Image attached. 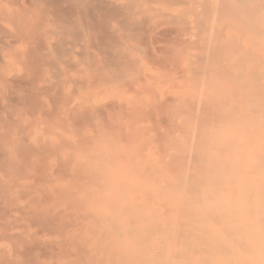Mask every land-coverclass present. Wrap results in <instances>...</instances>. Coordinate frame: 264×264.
Segmentation results:
<instances>
[{
	"label": "bare ground",
	"instance_id": "6f19581e",
	"mask_svg": "<svg viewBox=\"0 0 264 264\" xmlns=\"http://www.w3.org/2000/svg\"><path fill=\"white\" fill-rule=\"evenodd\" d=\"M38 1L39 2H36L34 0L36 4H40L41 0ZM143 1H145L146 3L150 0H130V2L132 3V5L130 6H135L133 8L136 9L137 5L141 6L142 4H144ZM181 1L184 2V0ZM190 1L195 3L197 0ZM208 1L209 0H207V2ZM151 2H153V0L149 3ZM175 2L177 1L175 0ZM223 2L222 4L218 2L219 4H221V7H219L220 5L216 7V5L214 4L216 11L214 12L212 10L214 14L212 15L214 16V18H211L212 20L209 19L210 11H208L209 9H207L209 6H205L206 4L204 3V5H202L200 4L201 2L197 3L200 4L201 9H204L196 10H205V12H202V14H198L199 17L202 16V19L196 18L198 16L197 13L193 17V19H195L196 21L197 19L199 21L202 20L204 22L203 18L209 15L207 16L209 18L206 17L207 20L205 21H214L213 25L215 22L217 24L224 22L223 28L227 27L226 24H228V22L224 21V19H227L229 21H232L233 24L231 25L230 22L229 25H231L232 28L234 27L233 29H235V26H233V21H237L236 24H240L239 17L236 20V13H233V9L229 11L230 9L228 10ZM74 3L79 5L80 7L78 13L81 14L83 11V15L87 17L91 15V10L93 9V7H91V4L88 3V0H75ZM183 4H186V2H184ZM228 4L232 8H238L240 6L241 9L244 10L245 20L242 23L243 25H241V27L236 24L235 25L237 26L238 30L240 29L242 31H245L244 39L245 41H247V45H245V51L242 52V47H240L242 43H238V45H236V42H234V38L232 37V42L231 39L227 37L229 39L227 40L226 38V40H224V43L220 38H218L217 35L215 36V34L212 33V30L211 34L213 39L207 36L209 38L208 39L205 34H210V30L207 29L209 27L205 28L206 30H204L203 26L205 24L202 25L199 21L198 24H196L197 22L195 21L197 27L195 25L194 29L197 28V30H194L195 32L192 34L194 36H198V34H200L198 38L202 39H199V41L203 40L202 42L205 41V43L208 39L209 42L207 46H209L210 43H213L212 45H210L211 47L209 46V49L212 53L210 52V50H208L211 53V56H213L210 59L211 56L209 55L210 53H208L206 55L207 57H205L204 54L201 53V51L200 53L202 55L200 53H197V56L201 55V58L199 57V59L195 56V54L189 53L190 55L193 54L191 57L197 58V63H199V65L197 64L198 68L196 67V69H194L195 73L192 72V74L190 72V68L192 67L190 66H192L194 63L196 64V62H194L196 60H192V58H190V60L188 59V62L186 63L187 66L190 67L186 68L188 70L180 67L181 64L185 65L181 61L186 56L184 55L182 58L183 53H185L184 50V52L180 54L181 57H178L179 54L176 53L177 49L175 52H173L174 54L166 53L167 55H169V58H166L167 56H165V54V60L163 56V60L165 63L162 59L160 60L161 55L159 56L160 58H158V54L160 53L159 52L158 54H156L157 57L155 58V60H158L157 63H159V61L162 62H160L159 65L160 69L164 67L161 72H164L165 67L169 65H171L169 66L171 70L175 71V74H170V68L167 67V70L165 69V72L170 74V79L169 77L164 76H159V78L156 79L151 75H148L146 71L141 67L142 61L139 60V58H128V60H126L127 58H123L124 60L120 59L123 56H126L125 52L124 55H121L120 57V48H118L119 53H117L120 58L118 57L119 59H117V61L113 60V62H111L112 60L107 61L104 58L103 62L101 61L103 59L97 57L98 55H96L92 50L93 47L85 40L77 43L70 41L66 46L65 43L63 45L64 39H60L62 41H58L57 39L55 41H58L59 44H55L54 42L50 45L48 44V39L46 40L45 35V42H43V38H40L42 39V41L39 40L40 43L38 42L37 38L35 39L37 40L36 42L38 44L42 45L43 43V45H45L43 46L44 48H39L41 45H38L31 39L28 34L26 35V33H24L26 36L24 38L27 39V37H29L32 41V47L34 45L35 49L37 48L36 51L39 50L37 52L39 54L37 55V58L36 53L32 51L34 47H31V50L30 48H28V46H30L31 44L28 43V41L30 42V39L26 40L23 38L28 43L27 47L25 48L26 52L28 48V52L32 51L34 53L33 58L35 56L36 59H38L36 61L38 63H41L39 65H36V68L40 66H44L46 68L48 66H51L50 71L48 70L49 72H51V70L53 72V69L57 70L55 74L53 72L55 78L54 75L50 76L53 79H56L57 74L58 76L60 75L61 69L62 76H59V80L62 78L64 79V77L66 76L64 74L69 73L66 69V73L63 72V65L67 64L70 65L68 67L72 68V70L69 68L71 73L66 76V80H62L63 84H65L64 87H66V84L69 85L67 86V88H70L69 91L67 88H65L68 92H66V90L64 91V89L62 88V83H58V77L56 79L58 80L56 81L57 83H53L51 82V79H48L47 83L50 82V84L48 85L46 83L47 85L45 84V86H48L49 88L44 87L43 83L46 81V79L44 80L42 78L45 75L43 71L46 72V70L42 67H40V69H43L42 71L39 70V68L33 70L34 67H32V61L31 63L29 62L30 59L32 60V52L31 54H29L31 58H28L27 54L26 59L29 60L25 61L31 64L30 67L32 68H29V66L28 68L32 69V71L39 70L38 74L36 73L37 75L33 74V77H36L34 79H29L31 78V76H29V78L25 77V75L28 76V74L31 73L30 70L26 71V69H28L26 67V63V65L24 64L26 67L24 69L25 73L23 71V74H17H19V76L23 75L26 78L27 82L24 81L25 78H22L21 83H19L20 80H18V85L16 84V86L14 83H17L15 81L20 77H17L16 79L14 77V80L13 77H7L14 81L13 82L11 80L13 82L12 86L15 87V89L16 87H18L21 91L23 88L27 89L29 85V90L32 91V80H35L33 81L34 83L36 81L38 82V79H40L43 86L41 84L39 85L40 87L38 85L37 86L38 88H40V90H42L41 87H44L42 90L43 92L49 89L47 92L52 93L51 90L53 87H55L56 84L57 88H55V90H58L56 91V93L62 94L58 95L57 98H59V96L60 98L61 96H63L61 98L62 100L59 98V100L63 102L60 101L59 103L65 104L67 106V108H65L63 112L62 110L64 109L65 105H61L63 107H59L60 104L57 103V107L53 103L47 102V98H49L50 95H53V93H49V96L47 95L48 93H43L45 96H47V98L44 97V99H46L44 101L49 106H46L47 112L46 109H43V107L45 108V105L42 107V105L45 104L40 99V97L43 98L42 94L40 93V95L36 96V100H33V92L30 93L28 89L27 91H24L23 89V92L20 93H26L25 96L32 94V96L29 95V97H31V102L29 101V97L28 99H25L24 97L23 99H20V105L21 103L26 105L25 100H27V104L29 102V106L30 103L34 102L33 105L31 104V108H28L29 111L24 110L21 107L22 105L20 106L18 103V106L14 104L13 100H15L16 98L11 99L10 95L8 98L10 99L8 105L12 100L13 104H11L14 106L16 105L18 108L17 109L13 106V109H15L14 111L20 110V112L17 111L12 113V105H9L11 107L10 112L13 114V116H11L10 112L7 114L10 108L8 107V109L5 105V103L7 104L8 99H6L5 102L2 101V104L0 101L1 111H4L5 108L8 109L7 112L6 110L4 112L2 111L4 113L3 116H5V114L6 116L10 115V117L18 116L15 119V122L11 118L10 121L9 117H0L2 120L6 119L7 122H3L6 123L4 125L8 126L6 130V126H3V122L1 123L2 120L0 121V126L1 128L4 127L3 131H5L4 133H0L6 135V132L8 131L6 136L0 134L2 138H4L0 139V145L4 144L2 146L3 148L1 149V151L3 150L2 152L4 154H0V161L6 158V161L3 160L2 162H10L11 164V162H14L18 159V161H15L14 163L16 165H20V163L28 161L26 160L27 155H25V152H29L28 157H31V162L37 168V174L39 175L37 176V178L33 175V178H31L30 180L37 179L38 181L36 180L34 182L35 184L37 183L34 188L39 185L38 191L45 195L43 197V201H40L39 199L42 197H38L36 195V199L35 197H33L35 200L33 198H31V200L33 199L32 202H38L39 204L41 202V205L43 203L45 204V206L48 204L49 206H51L48 207L50 208L49 211L47 210V208L45 209L49 212V214H47L45 218H43L42 215V220H40L41 218H36V221H33L36 222L35 225L37 228H39V230L36 229V227L31 228L33 232L34 229L39 231V233L38 231H35L36 233L33 234H35V238L37 236L39 237L38 239H40L39 245L36 248V250L38 251V256L34 258L36 259L35 263L264 264V0H228ZM177 5H180V1ZM201 5L205 7H202ZM222 5H224V7ZM218 7L220 9L222 7L225 8L227 12H224H226L227 15L226 13H224V15L221 16L220 14L223 13V9H221L220 12H217ZM189 9L191 15L193 16L194 12L192 10L194 9ZM206 11H208V14L206 13ZM78 13L76 14L79 16ZM142 13H144V11H142ZM183 13H185V11ZM190 13L188 12L185 14L189 15ZM161 14L164 16V13ZM53 15L57 19L55 21H58L57 25L66 29V32L68 34L75 35L81 34L83 32L82 23L71 24V21L68 19L69 17L71 18L72 16H75L74 11L68 12L67 10L60 9V11L54 12ZM147 15H149V13ZM154 16L155 14L152 17ZM223 16H229V19ZM241 16L243 15L241 14ZM186 17L187 16H185L184 19H181L187 20L188 17ZM175 18H177V16ZM219 18L223 19L217 20ZM231 18L235 19L232 20ZM168 19H171L170 16ZM178 20L177 22H179ZM182 20L181 23L183 22ZM131 24L132 21L130 23V27L135 26L134 24L131 26ZM201 25L203 30L200 29ZM36 26H34L35 28L32 27L31 33H33V31L36 29ZM177 27L180 26L177 25ZM185 27L186 30H183L187 33L188 27ZM192 27L193 26L191 25V29L189 28L188 30L192 31ZM41 28L42 25L41 27L37 26V29L34 32L37 33L36 31ZM237 28L235 30H237ZM24 29L22 31H24ZM29 29L27 28V33ZM55 30L56 29H54V33L56 32ZM130 30L133 31L132 28ZM196 32L198 34H196ZM47 33H51L49 36L53 34L51 29L48 30ZM58 33L59 31L55 34ZM180 33L183 34L182 32ZM189 33L190 32H188V34ZM40 34L42 36V32L38 31V37ZM218 34L222 35L223 33L220 32ZM33 36L37 35L33 34ZM194 36L192 38H194ZM13 37L14 35H12L13 40H11L15 42L12 43V41L10 40L8 44H10L11 42L10 45L14 44L15 46L17 44V40H15ZM182 37L183 36H181V38ZM7 38H5L4 40H7ZM9 38H11V35ZM195 38L198 39L197 37ZM217 39L219 42L217 41ZM241 39H243V37ZM20 40L22 41V39ZM24 40L23 42H21L23 43V46L26 42ZM186 40H188V38ZM186 40L182 41V39H180V41L184 42V44L188 43L187 46H189L190 44V49H192V45L195 46L193 47V49H197L196 47L199 46L203 47V51H207L206 49H208L206 45L205 46L207 48L205 47V50L204 45L201 46L199 45V43L197 45L196 41L198 40L193 41L194 39H191V41L196 42V44H191L193 42H191L190 39L188 41ZM228 41L234 44L228 45ZM4 43L7 42L4 41L3 44ZM216 44L220 47L216 46ZM225 44L228 46H226ZM7 45L4 44V47H1L0 49L3 50L4 48L3 51H5V47ZM35 45L38 47H36ZM232 45L234 47L235 45L238 47L234 48ZM16 46L13 48L11 47L13 51L16 50ZM139 46L141 47V45ZM214 46L218 49H223L218 51V49H214ZM171 47L172 46H169V49ZM173 47L172 49L175 50V48ZM224 47H226V50H224ZM125 48H128V46ZM177 48L179 49V47ZM6 49L9 50L10 48L7 47ZM44 49L47 50V53L45 54L47 58L45 59V55H42V58L41 53H45L46 51H40ZM163 50L165 49L163 48ZM180 50L182 51V49ZM180 50H178V53L181 52ZM215 50H217L218 52H216ZM13 51L11 53L7 51L5 52V54L0 52V61L5 56H8L6 55V53L11 55L13 59L14 57H16L15 59L17 60L19 55L14 57L13 55H15L16 53L18 54L20 51H15V54ZM236 51H238V55L237 53L235 54ZM26 52L23 53L25 54ZM213 52H215V55ZM23 53H21L22 56L26 57V54L23 55ZM146 53L143 56H145ZM186 53L188 56V52ZM202 56L204 57V60ZM76 57L78 58V60H76ZM177 57L181 58V63L177 61ZM39 58H42V61L46 63L49 59L48 64L46 65V63H43L41 60H39ZM170 58H173V60ZM187 58L188 57H186V60ZM15 59L14 63H17L15 62ZM145 59L149 66L150 60L151 62H155L153 61L154 56L151 59H147V57H144V61ZM167 60L169 61L167 62ZM7 61L8 62L2 60L0 63H2L3 66V62H5L6 70L9 71V69H11L13 65L15 66V64H12V62L10 63L9 60ZM189 61H191L190 65H188ZM169 62L170 64H168ZM7 63L9 65L12 64L10 65L11 68L8 69L9 66L7 67ZM163 64L167 65L165 66ZM178 64L180 66H178ZM154 65L157 64L151 63L150 67H154ZM175 65L179 68H175ZM159 66L157 65L156 67L157 71H160ZM3 68L2 70H4ZM21 68H24V66ZM180 68H182V70L185 69V71L183 70L184 75L181 74V77H179L180 74H177V71L178 73L180 71L181 73H183ZM12 69L11 71H13ZM136 69L139 71V73L137 71H134ZM15 70L17 69L15 68ZM199 71H201V73H199ZM133 72L136 73V76H134L135 73L133 74ZM196 72H198L199 74H196ZM32 73L29 75H32ZM40 73H42L43 75H41ZM17 74L15 75L17 76ZM39 74L42 78L40 76L38 77ZM137 74H140V77ZM176 74L178 77L176 76ZM15 75L12 74V76ZM28 79L30 80L29 82ZM154 79L156 82L154 81ZM7 81L9 82V80ZM22 81L25 82L24 84H30H26L25 86L27 87H23L24 84H22ZM153 81L155 83H153ZM10 83L11 82H9V84ZM20 84H22V89L20 87ZM61 84L62 86L59 87ZM37 86L35 84L34 87H32L35 92L37 90ZM12 88L10 87L9 89L11 90H8L12 91ZM59 90L62 92H60ZM20 93L17 92V95L19 94L18 97H22L24 95L23 94L21 96ZM162 95L166 96L165 99L163 98L164 100L162 99ZM55 96L56 95H53V97ZM57 98L55 97L53 99L55 101H58ZM39 100H41V102H39ZM42 102L43 104H41ZM3 103L6 107H2L4 106ZM52 105H54L57 109V111H55L54 113H52V108H50V106L52 107ZM36 106H40V108H33ZM19 107H21L22 110L21 108L19 109ZM49 108L50 110H48ZM58 108L62 109L60 110L62 113L59 112ZM30 109L32 110V112H36L38 109H40L41 111L44 110L46 113L50 111L51 115L49 116H51V118L56 116L55 118L51 119L48 117L49 113L46 114V119L49 118L51 119L50 121H52L50 125L56 128L58 124V127L61 128V131L62 128L63 131L66 130L67 136H59L57 134L59 132L55 134L54 132L48 133L49 129L45 128L47 130L43 129L44 131H42L44 133L42 134L47 137L49 136L48 134L52 133V140L49 141L50 136L48 138V141L44 140V138H42L43 140H40L41 137H39L38 135L37 137H39L40 141L35 140V136L31 134L33 132H30L31 129L30 131L28 130L25 132V129H29L24 128V125H27L28 120H24V116H22L23 114H27L25 112H28L30 114H28V117L31 116L32 114L30 112ZM1 111L0 115L2 114ZM22 111H24V113H22ZM44 111H42L41 113L43 114ZM61 114H63V117H60ZM39 115L40 119H35L36 121L34 120L33 122L41 120V117H43L45 114L42 116L41 114ZM20 117L21 119L23 117V119L21 120L23 122V128H19L21 124V121H19ZM31 118H34L33 115L30 117V119ZM46 119L44 118V120ZM16 120L18 122H16ZM54 120H56L57 122ZM53 121L56 123H54ZM59 122L61 123L60 125ZM7 123H10L9 125L14 127L15 130L21 129V132L17 131L16 136L19 133H25L19 134V136L14 137L13 135L15 134V131L11 128V126L9 127ZM17 123H19V126ZM49 123L50 122L48 121L47 126L49 125ZM43 124L45 125V123ZM54 124L56 126H54ZM35 125L36 129L38 130V128L40 127L38 126L37 128V125L40 124L34 123V127ZM52 126L50 130H53ZM8 128H10L11 131L10 129L8 130ZM27 133L31 136H34L33 139L36 141L34 146L37 144V147L35 146L33 148L32 145H30V143L32 142H30L28 145L30 148L26 146V144H28L29 142L28 139L31 138V136ZM61 133L62 135L65 134L63 132ZM42 134L40 135L44 136ZM11 135L13 136V138ZM23 135L25 136L22 137ZM7 137L12 138L8 139V141L10 140V142L6 140ZM21 137L23 140H21ZM26 137L27 139H25ZM55 137L57 138L55 139ZM12 140L13 142L20 141L19 143H17L18 145L14 142L15 146H19L18 148L14 147V145L11 144ZM24 140H27L26 144V141L24 142ZM8 144L11 146V150L13 149L12 151H9L7 149L9 148ZM5 147L6 152H9H5ZM2 162H0L1 166ZM26 163L28 162H25L24 164ZM16 165L12 164V167H10V171L8 170L9 172L7 170L5 171L4 166L6 165L2 166L0 168V171L4 170V174L2 175H8L11 172L10 174H12V176L9 174L10 178L16 176L19 177V175L13 176V173H23L20 169L19 170L21 172H18L19 170H15L13 168ZM18 167L19 166H17V168ZM11 168H13L12 171ZM28 169H30L29 163L25 171V173L27 172V176L29 179L30 172L28 173ZM30 170L31 172L35 171V169L33 171L32 169ZM34 174H36V171L34 172ZM20 176H22V178L26 177H23V174ZM1 182L3 183L4 181L2 180ZM12 182L13 181L11 180V183ZM6 183L7 185H5L7 187L3 185L5 188L4 190H2L3 187H0V194L2 197V199H0L1 205L3 204L2 202L4 201V199H6L2 195V191L3 193H8H6L8 196V200L11 197V193L9 195L8 192V187H11V183L8 181H6ZM8 183H10L9 186ZM13 184H17V182H13ZM18 184L16 186H12L17 187ZM34 190L31 189V192ZM11 191L12 190H10V192ZM38 191H36V193ZM26 192H21V194H26ZM40 192H38V194ZM41 193L39 194L40 196ZM16 196L19 197L18 195ZM29 196L27 193L25 198ZM21 198L22 197L20 196L19 201H23L24 198H22V200ZM45 198L49 203L45 201ZM10 199H12L9 202L11 205L7 202H4L5 207H1V210L4 211L5 208H8L11 212L12 210L18 211L19 208L21 209L22 206H18L19 201L17 204L18 209H15L13 207V205L16 204L13 200L14 196ZM26 203L27 201L25 202V204ZM8 206H12L14 209ZM32 206L33 205L31 204L30 207ZM34 209L36 211V208ZM47 211L45 213H48ZM1 212L2 211H0V214ZM4 212H6V210ZM10 212H6L5 214L9 213L11 215L12 212ZM29 212L32 213V210ZM16 213L19 212H13V214L15 215H11V217L13 218L12 223L8 222L9 219L11 220L12 218H10V215H7L6 220L2 221V225L0 224V241L3 240V242H8V245L5 246L0 244V253L3 254V252L8 253L11 251L10 254L15 255L14 259L19 260L21 257H24L23 255H25L23 259L26 258L27 260V252L31 251L28 255V261L31 262L33 260H31L30 257L33 256L32 253H34L35 251L34 248H32L34 247L32 244L31 249L33 250H29L30 248L28 249L29 243L27 247H23L24 251L22 250L23 248L21 249V247L23 246H21V243L19 245L21 251H19V248H15V246L17 245L16 243L18 241L20 242V239L24 238L25 235L21 233L25 229L22 231L21 228L23 226L24 228L26 227L24 224H20V229L14 228L17 227V223L14 222L18 221H14L16 220ZM34 213L35 212H33V216ZM2 214L3 218L1 219H4L5 214ZM20 214H23L22 211H20ZM20 214L18 215L20 216ZM25 214L24 217L26 218ZM35 217L38 216L35 215ZM21 218H19V220H21ZM25 218L21 220L22 223L26 222ZM6 221L8 222V224L6 223L7 226H12V224H14V227L12 226L14 230L12 229V227H10L11 229L9 228V226L5 227ZM18 222L20 223V221ZM27 223L28 225L32 224H30L29 222ZM6 228L7 231L8 229L10 231H21H15L14 234H11L12 231L10 233L8 231L7 233ZM29 229L30 228L28 227L27 231L31 232L32 230ZM16 232L18 234H15ZM37 233L41 237L36 235ZM32 237L33 241V239L35 238L34 236ZM29 238L31 239V236H28V240ZM21 241H23L22 244H24V239H21ZM12 245L14 246L15 253H13V250H11ZM7 257L8 254L3 258L7 259ZM1 260L2 259L0 258V264ZM9 260L12 263V260Z\"/></svg>",
	"mask_w": 264,
	"mask_h": 264
},
{
	"label": "rangeland",
	"instance_id": "374dc122",
	"mask_svg": "<svg viewBox=\"0 0 264 264\" xmlns=\"http://www.w3.org/2000/svg\"><path fill=\"white\" fill-rule=\"evenodd\" d=\"M36 2H39L38 0H35ZM74 1L75 0H41V2H40V4L39 3H37L36 4V2H34V0H0V41L2 40H4L5 38H7V40H4L5 42H7V43H4L5 45H7L8 43H9V41L12 39V35H14V39L15 40H17V46H16V50H14L13 51V47H15L14 46V44H12V45H10L11 44V42H10V44H8L6 47H5V51H3L4 50V48H3V50H1L0 52H2V53H4L5 54V52H9V53H11L12 51L14 52V54L16 53V52H18V51H22L21 53H23V52H26V47H27V45H28V43L30 44V46H28V48H30V50L34 47V45H33V47H32V41H31V39L33 40V41H37V40H35L36 38L38 39V42L40 43V41H42V39H40V38H43V42H45V35H46V40H47V42H48V44H53L54 42H55V44L56 43H58V41L60 40V39H64L63 41V45H64V43L66 44V46L69 44V42L70 41H72V42H75V43H77V42H81V41H86V42H88L93 48H92V50L95 52V54L96 55H98L97 57L98 58H100V59H103V60H101V61H103L104 62V58H105V60H107V61H109V60H112L111 62H113V60H115V61H117V59H119L120 57H121V55L123 56L124 55V53H125V55L126 56H123L122 58H120V59H126V60H128V58H134V59H138L139 58V60H141L142 61V63H141V67L146 71V73L148 74V75H151L153 78H159V76H164V77H169V79H170V74L172 73H174L175 71L173 70H171V68L169 67V66H171V65H169V66H167V67H169L170 69H169V73L170 74H168L167 72H165V69L167 68V67H165V69H164V72H161V70L164 68V67H162L161 69H160V62L161 61H159V63H157L158 62V60L156 59L155 60V58L157 57V55L156 54H158L159 52V54H158V58H160V60L162 59L163 60V56L166 54V53H173V52H175L176 51V49H177V54H182L184 51H185V53H183V55H182V58H183V56L184 55H186L185 57H184V59H182L181 60V58H178V57H181V55L179 56L178 55V62H180L181 63V61H182V63L183 64H185V65H182L181 64V66L178 64V66H180V67H182V68H188L189 66H187V62H188V59L190 60V58H192L191 56L193 55V54H195V56L197 57V58H201V55L202 54H204V56L205 57H207L206 55L208 54V53H210L211 52V50L209 49V46L210 45H212L211 43H210V45L209 46H207L208 45V42H209V38L207 37V36H209L210 38H212L213 39V37H212V34H211V30H212V33H214L215 34V36L217 35L218 36V38H220L223 42H224V40H226V38L227 37H229L230 39H231V42H232V38H234V42H236V45H238V43L239 44H241L242 43V45H240V47H242V52H244L245 51V45H247V41H245V31L243 32L242 30H238V28H237V26L236 25H238L239 27H241V25H243L242 23H243V21L245 20V13H244V10H242L241 9V7L239 6L238 8L236 7V8H232L229 4H228V0H221V2H220V0H218V1H216L215 0V2H214V0H209L208 2H210V3H208L207 2V0L206 1H204V0H197L195 3H193V2H191L190 0H184V2H186V4H183L184 2L183 1H181V0H176L178 3H179V1H180V5H177L178 3L177 2H175V0H153V2H151V3H149L150 1H152V0H148L149 2H146L145 3V1H143L144 2V4H142L141 6L140 5H137L136 6V9L135 8H133V7H135V6H130V5H132V3L130 2V0H88V3H90L91 4V7H93V9L91 10V15H89V17H87V16H85V15H83L84 14V12L82 11V13L80 14V13H78V11H79V9H80V7H79V5H77V4H75L74 3ZM195 1V0H194ZM224 1V2H223ZM142 2V3H143ZM170 2H171V5H170ZM182 2V3H181ZM190 2V3H189ZM201 2V3H200ZM221 3L222 4V2L224 3V5H225V7L226 8H228V10L229 11H231V9H233V13L235 14L236 13V20L238 19V17H239V21H240V24L238 23V24H236L237 23V21H233L234 22V25L233 26H235V29L237 28V30H235V29H233L232 28V21H229V20H225L224 19V21H227L228 22V24H226L227 25V27H224L225 28V30H224V28H223V25H224V22H221L220 24L218 23H214V25H213V22H211V21H205V20H207L206 19V17L207 16H209V15H207L205 18H203L204 19V22L202 23L201 21H199L198 19H197V21L195 20V19H193V17L195 16V14L197 13V15L199 14V13H201L202 14V12H205V10L204 11H198L199 9L200 10H203V9H201V7H200V4H202V5H204V4H206L205 6H209L207 9H209L208 11H210L209 13H210V18L209 17H207V18H209L210 20H212L211 18H214V16H212V15H214L213 14V11L215 12L216 11V8L214 7V4L216 5V7L218 6V5H220L219 7H221V4H219V3ZM43 3V4H42ZM129 5H127V4ZM197 3H200V4H197ZM204 3V4H203ZM127 6H126V5ZM146 4V5H145ZM164 5H166V6H164ZM170 5V6H169ZM201 5V6H202ZM224 5H222L223 7H224ZM140 8H139V7ZM205 6H202V7H205ZM132 7V8H131ZM217 8V12H220V10L221 9H223V13H219L221 16L222 15H224V13H226L227 12V10L225 9V8ZM243 7V6H242ZM142 8V9H141ZM164 8H165V10H164ZM170 8V9H169ZM189 8H191V10L192 9H194V10H192L193 12H194V15L192 16L191 15V13H190V9ZM60 9L61 10H67L68 12H72V11H74L75 12V16H72L71 18L69 17L68 19L71 21V24H80V23H82L83 24V27H82V33L81 34H75V35H72V34H68L66 31V29H64V28H62L61 26L59 27L58 25H57V23H58V21L56 22L55 20H57L56 18H55V16L53 15V13L54 12H57V11H60ZM145 9V10H144ZM149 9V10H148ZM157 9V10H156ZM184 9V10H183ZM196 9H198V10H196ZM225 9V10H224ZM213 10V11H212ZM241 12V14L244 16H241V14H240V12ZM142 11H144V13H142ZM167 11V12H166ZM185 11V13H190L189 15L188 14H185V13H183ZM208 11H206V13L208 12ZM224 11H226V12H224ZM235 11V12H234ZM146 12H148L149 13V15H147L148 13H146ZM160 12V13H159ZM222 12V11H221ZM76 13H78L79 14V16L76 14ZM161 13H164V16L161 14ZM185 15V16H187L186 18H187V20H182L181 18H185V16L183 15V14ZM229 13V12H228ZM155 14V16L154 17H152L153 15ZM170 14V15H169ZM179 14V15H178ZM205 14V13H204ZM208 14V13H207ZM218 14V13H217ZM231 14V13H230ZM229 14V15H230ZM183 15V16H182ZM226 15H227V13H226ZM161 16V17H160ZM169 16H170V18L171 19H168L169 18ZM177 16V18H175ZM215 16H216V14H215ZM156 17V18H155ZM190 17V18H189ZM223 17H227V16H223ZM229 17V16H228ZM227 17V18H228ZM233 17V16H232ZM240 17H242V18H240ZM173 18V19H172ZM196 18H200V19H202V16H200L199 17V15L196 17ZM235 18H231L232 20H234ZM179 19V20H178ZM183 21L182 23H181V20ZM208 19V20H209ZM223 18H219V19H217V20H222ZM229 19V18H228ZM241 19H243V20H241ZM171 20V21H170ZM176 20V21H175ZM177 20L179 21V22H177ZM194 22H193V21ZM38 21V22H37ZM39 21H40V23H39ZM131 21H132V24H131V26L134 24L135 26H132V27H130V23H131ZM197 23H196V22ZM198 21L200 22V24H202V25H204L203 26V28H204V30H206L205 28H207V27H209V28H207L208 30H210V34L208 35V33H207V35L205 34V36L208 38L207 40H206V43H205V41L204 42H202V41H199V39L201 40L202 38H198V36L200 35V34H198L197 32H196V34H198V36H194L192 33H194L196 30H197V28L196 29H194V26L196 25V24H198ZM215 21H216V19H215ZM34 22V23H33ZM37 22V23H36ZM41 22H42V24H41ZM55 22V23H54ZM130 22V23H129ZM177 22V23H176ZM187 22V23H186ZM188 22H190V23H188ZM217 22H219V21H217ZM231 22V23H230ZM36 23V24H35ZM96 23V24H95ZM176 23V24H175ZM186 24V25H184V24ZM196 23V24H195ZM207 23V24H206ZM229 23L231 24V25H229ZM245 23V22H244ZM40 24V25H39ZM182 24V25H181ZM221 24H222V26H221ZM236 24V25H235ZM33 25V26H32ZM40 26L41 27V25H42V28L41 29H39V30H37L36 32L37 33H35L34 31L37 29V26ZM177 25L178 26H180V27H177ZM191 25L193 26L192 27V31L191 30H188L189 28L191 29ZM202 25H201V30H203L202 29ZM208 25H210V26H208ZM217 25V26H216ZM34 26H36V29L33 31V33H31L32 32V27L33 28H35ZM185 26H187L188 28H187V31L188 32H190L189 34H188V32L186 33L184 30H186L185 28ZM179 28V29H181V30H179V29H177V28ZM196 27H197V25H196ZM217 27V28H216ZM223 29H222V28ZM25 28V29H24ZM27 28L29 29V28H31V29H29V31H28V33H27ZM39 28V27H38ZM133 29V31H131L130 29ZM198 28H199V26H198ZM24 29V31H22ZM51 29V31H52V35L51 36H49L51 33H47V31L48 30H50ZM53 29V30H52ZM54 29H56L55 31L56 32H58L59 31V33L58 34H55L54 33ZM175 29V30H174ZM184 29V30H183ZM216 29V30H215ZM221 29V30H220ZM229 29V30H228ZM231 29V30H230ZM179 30V31H178ZM195 30V31H194ZM199 30V29H198ZM218 30H219V32H218ZM38 31H41L42 32V36H41V34L39 35V37H38ZM169 33H168V32ZM171 31V32H170ZM200 31V30H199ZM45 32V33H44ZM166 32V33H165ZM180 32H182L183 34H181ZM207 32V31H206ZM220 32H222L223 34L221 35V34H218V33H220ZM24 33H26V35L28 34L30 37H31V39L29 38V37H27V39H30V42L28 41V43H27V39L26 38H24V37H26L25 36V34ZM40 33V32H39ZM24 34V35H23ZM31 34V35H30ZM33 34L35 35H37V36H33ZM166 34V35H165ZM168 34H169V36H168ZM237 34H238V36H237ZM9 35V36H8ZM10 35H11V38H9L10 37ZM56 35V36H55ZM171 35V36H170ZM180 35V36H179ZM242 35V36H241ZM15 36H16V38H15ZM18 36V37H17ZM181 36H183L182 38H181ZM189 36V37H188ZM194 36V38H192ZM204 36V35H203ZM202 36V37H203ZM214 36V35H213ZM214 36V37H215ZM221 36H224V37H221ZM234 36H236V37H234ZM240 36H241V38L243 37V39H241L240 38ZM5 37V38H4ZM32 37H34V38H32ZM48 37V38H47ZM50 37V38H49ZM169 38V39H167V38ZM195 37H197L198 39H196ZM232 37V38H231ZM239 37V38H238ZM3 38V39H2ZM17 38H19V39H17ZM26 39V40H24V39ZM188 38V40L190 39V41H191V39H194L193 41H196V40H198V41H196L197 42V45H198V43H199V45H204V50L208 47V49H206L207 51H203V47H196L197 49H193V47H195L194 45H192V49H190L191 48V46H190V44H189V46H187V44L188 43H185L184 44V42H181L180 41V39H182V41H184V40H186ZM217 38V37H216ZM216 38H214V39H216ZM229 38H227V40L229 39ZM20 39H22V41L20 40ZM58 39V41H55V40H57ZM172 39H173V41H172ZM196 39V40H195ZM240 39V40H239ZM13 40V39H12ZM11 40V41H12ZM23 40L24 41H26L25 42V47L23 46V43H21V42H23ZM40 40V41H39ZM62 40H60V41H62ZM167 40V41H166ZM170 40V41H169ZM188 40H186V41H188ZM205 40V39H204ZM236 40V41H235ZM1 41V43H0V48L1 47H4V44H3V42ZM67 41V42H66ZM166 41V42H165ZM185 41V42H186ZM193 41H191V42H193ZM217 41H218V39H217ZM13 42H15V41H12V43ZM167 42H170V43H167ZM178 42V43H177ZM180 42V43H179ZM190 42V43H191ZM196 42H193V43H191V44H196ZM202 42V43H201ZM212 42V41H211ZM214 42V41H213ZM219 42V41H218ZM230 41H228L227 42V44L229 45V44H234V43H229ZM37 43V42H36ZM35 43V44H36ZM68 43V44H67ZM126 43V44H125ZM136 43V44H135ZM138 43V44H137ZM164 43V44H163ZM167 43V44H166ZM182 43V44H181ZM204 43V44H203ZM217 43V42H216ZM222 43V42H221ZM220 43V44H221ZM225 43V42H224ZM38 44V43H37ZM59 44V43H58ZM128 44V45H127ZM170 44H172V45H170ZM176 44V45H175ZM38 45H41V44H38ZM131 45V46H130ZM139 45H141V47L139 46ZM164 45V46H163ZM174 46L173 48H175V50L174 49H172V47L169 49V46ZM180 45H183V46H180ZM196 45V46H197ZM207 47H206V46ZM226 45V44H225ZM225 45H223V46H225ZM228 45H226V46H228ZM235 45V47L237 48L238 46H236ZM22 46V47H21ZM36 46V45H35ZM43 46H45V45H43V43H42V45L39 47V48H41V47H43ZM128 46V48H125V47H127ZM135 46V47H134ZM216 46H219V45H217L216 44ZM231 46V45H230ZM233 46V45H232ZM7 47H9L10 49L9 50H7L6 48ZM12 47V48H11ZM32 47V48H31ZM36 47H38V46H36ZM133 47V48H132ZM137 47H139V48H137ZM157 47V48H156ZM177 47H179V49L177 48ZM184 47H185V49H184ZM188 47H189V51H188ZM206 47V48H205ZM211 47V46H210ZM215 47V46H214ZM220 47V46H219ZM222 47V46H221ZM234 47V46H233ZM234 47V48H235ZM27 48V52L24 54L23 53V55H25L26 57H24V56H22V54L19 52L18 54L16 53L15 55H13V57L14 56H17V55H19L18 56V58L19 59H21V60H19L18 58H17V60L15 59L16 57H14V59H15V62H17V63H14V59L12 58V56L11 55H9V54H7L6 53V55H8V56H5L4 54V58L3 59H1V61L2 60H4L5 62H8L7 60H9V62L11 63L12 62V64L14 63L15 64V66L13 65V69L10 67V65H12V64H8L7 65V67H8V69L9 68H11L13 71H11V69H9V71H7L6 70V67H5V62H3L4 63V65L2 66V63H0V101H1V104H2V101L3 102H5V100L6 99H8L9 98V96L11 95V99L13 98V99H15V100H13V103L14 104H16L17 106H18V104L20 105V102H21V98L23 99L24 97H25V99H28V97H29V95H31L32 96V94H29L28 96L26 95L25 96V94L23 95V94H21L20 92H23V87L27 84H24L25 82L24 81H26V78L25 77H27V78H29V76H31V78H29V79H34L36 76H34L33 77V74H38V71L39 70H43L44 68H45V70H46V72L45 71H43L44 72V76H43V78L41 77V75H43L42 73H40L39 75H38V77L40 76L42 79H46V81L43 83L44 84V87H48V86H45V84L48 82V79H51V82H53V83H55L56 81H58L59 80V76H62V73H61V69H60V75L58 76V74H57V77H58V80H56L57 79V77H56V79H53V78H51L50 76H53L54 74H55V72H57V70H55V69H53V72H54V74H53V72H52V70H51V72H49L50 71V67L51 66H48L47 68L46 67H42V66H40V67H42L43 69H40V67H37V68H39V70H37V71H32V69H29V68H32V67H34L33 68V70L35 69H37L35 66L36 65H39V64H41V63H38L36 60H38V59H36V57H37V55H39L37 52L39 51H36V49H35V47L33 48V50L32 51H34V53H36V57L34 56V58H33V55H34V53L32 52V51H29L28 52V49ZM38 48V49H39ZM44 48V47H43ZM118 48H120L119 50H120V53H119V50H118ZM163 48L165 49V50H163ZM200 48V49H199ZM213 48V47H212ZM211 48V49H212ZM225 49L224 50H226V47H224ZM15 49V48H14ZM18 49V50H17ZM35 49V50H34ZM129 49V50H128ZM140 49V50H139ZM143 49V50H142ZM150 49V50H149ZM158 51H157V50ZM160 49V50H159ZM180 49H182V51L180 50ZM214 49H218V48H214ZM221 49H223V48H220V49H218V51L219 50H221ZM227 49H229V48H227ZM7 50V51H6ZM145 50V51H144ZM174 50V51H173ZM178 50H180L179 52L180 53H178ZM184 50V51H183ZM208 50H210V52L208 51ZM16 51V52H15ZM41 52L42 51H46L45 53L44 52H42L41 53V57H42V55L44 56L46 53H47V50L46 49H44V50H40ZM150 51V52H149ZM202 51V52H201ZM216 52H218L217 50H215ZM230 51H231V47H230ZM235 51V50H234ZM31 52L33 53V54H31ZM128 52V53H127ZM136 52H137V54H136ZM142 52V53H141ZM148 54H147V53ZM153 52V53H152ZM186 52H188V56H187V53ZM202 54H201V53ZM224 52V51H223ZM117 53H119V55H120V57H119V55L117 54ZM141 53V54H140ZM146 53V55L145 56H143L144 54ZM163 53V54H162ZM189 53H193V54H189ZM197 53H200L201 55H198L197 56ZM212 53V52H211ZM211 53L209 54L210 56H211ZM214 53V55H215V52H213ZM237 53V55H238V51H236L235 52V54ZM27 54H28V58H31L30 57V55L29 54H31V56H32V60L30 59V63H31V61H32V67H30V63H27L25 60H27L26 58H27ZM130 54V55H129ZM170 54V55H171ZM174 54V53H173ZM231 54V53H230ZM161 55V56H160ZM10 56V57H9ZM46 56V55H45ZM44 56V59L45 58H47V56L45 57ZM138 56V57H137ZM140 56H141V58H140ZM153 56H154V60L153 61H155V62H151V58H153ZM160 56V57H159ZM165 56H167L166 58H169V55H165ZM165 56H164V59H165ZM210 56H208V57H210ZM213 56V55H212ZM212 56L210 57V59L212 58ZM40 57V56H39ZM119 57V58H118ZM144 57L146 58L147 57V59L148 58H150L148 61H149V64H150V66H151V63H156L158 66H159V70L160 71H157V65H154V67H150L149 65H148V63H147V61H146V59H145V61H146V63H145V61H144ZM172 57H173V55H172ZM186 57H188L187 58V60H186ZM203 57V56H202ZM215 57V56H214ZM213 57V58H214ZM231 57V56H230ZM243 57V56H242ZM13 59V60H11V59ZM38 58V57H37ZM43 58V57H42ZM42 58H39V60H41L42 61ZM197 58H192V60H196ZM199 58V59H200ZM66 59H70V58H66ZM80 59V58H79ZM123 59V60H124ZM170 59H172L173 60V58H170ZM169 59V60H170ZM175 59H176V57H175ZM174 59V60H175ZM206 59V58H205ZM29 60V59H28ZM27 60V61H28ZM49 60V59H48ZM48 60H47V63L46 62H44V61H42L43 63H46V65L48 64ZM76 60H78V58L76 57ZM81 60V59H80ZM166 60V59H165ZM169 60H167V62L169 61ZM181 60V61H180ZM198 60V59H197ZM194 61V62H196V64L194 63L193 65L195 66V68H194V66L192 65V63H191V65L192 66H190V67H192L193 68V70H192V68H190L191 70H190V72L192 73H195V71H194V69H196V67L199 65V63H197L198 61ZM202 60V59H201ZM203 60H204V57H203ZM0 61V62H1ZM35 61V62H34ZM114 61V62H115ZM171 61V60H170ZM207 61H209V60H207ZM18 62H19V64H18ZM163 62H164V60H163ZM166 62V63H167ZM190 62L191 61H189V64L188 65H190ZM27 65H26V64ZM35 63H37V64H35ZM162 63V62H161ZM165 63V62H164ZM171 63H174V62H171ZM18 64V65H17ZM21 64V65H20ZM26 65V67L28 68V66H29V68L28 69H26V71L27 70H30L31 71V73L32 72H34V73H32V75H29V74H31V73H29V72H27V73H29L28 74V76H26L25 75V77L23 76V75H20L19 76V74H23V71H24V69L26 68L25 67V65ZM33 64H35V65H33ZM168 64H170V62L168 63ZM198 64V65H197ZM42 65H45V64H42ZM163 65H165V64H163ZM167 65V64H166ZM165 65V66H166ZM24 66V68H21V67H23ZM68 66H70V65H63L62 66V69L64 70L63 72H65L66 73V71H65V69L69 72H67L68 74H64V75H69L70 73H71V71H70V69L72 70V68H70V67H68ZM173 66H174V64H173ZM178 66H176L175 65V68H177ZM4 67V68H3ZM2 68L4 69V70H2ZM15 68L17 69V70H15ZM70 68V69H69ZM179 68V67H178ZM182 68H180V70H182ZM198 68V67H197ZM185 69H183L184 71H185ZM49 70V71H48ZM55 70V71H54ZM167 70V69H166ZM178 70V69H177ZM182 70V71H183ZM186 70H188V69H186ZM59 71V70H58ZM134 71H137L138 73H139V71L136 69V70H134ZM184 71H183V73H181V71L178 73V71H177V74L179 75L180 74V76L179 77H181V74L182 75H184ZM197 71V70H196ZM188 72V71H187ZM186 72V73H187ZM189 72V73H190ZM17 73H19V74H17ZM24 73H25V71H24ZM26 73V74H27ZM52 73V74H51ZM135 72H133V74H134ZM188 73V74H189ZM192 73V74H193ZM199 73H201V71H199ZM198 72H196V74H199ZM12 74L13 75H15V74H17V76L15 75V76H12ZM36 74V75H37ZM175 74V73H174ZM177 74H176V76H177ZM8 75V76H7ZM138 76L140 75V74H137ZM23 76V77H22ZM66 76L64 77V79L66 80ZM134 76H136V73H135V75ZM155 76V77H154ZM171 76H173V75H171ZM176 76H174V77H176ZM7 77H13V80H14V77H15V79L17 78V77H20V78H17V80L15 81V82H17L18 80H20V82L19 83H21V80H22V78H25V80L24 81H22L23 83L22 84H24L23 85V87H21V85L22 84H20V87H21V89H22V91L18 88V87H16V89H15V87H13L12 86V84H13V80L12 79H9V78H7ZM37 77V78H38ZM140 77V76H139ZM178 77V76H177ZM54 78H55V75H54ZM162 78V77H161ZM28 79V82L30 81ZM63 78L62 79H60L59 80V84L60 83H62L63 84V82H62V80L63 81H65ZM68 79V78H67ZM7 80H9V82H11L10 84H9V82L7 81ZM13 82H12V81ZM39 81L36 83V82H34L35 84H36V86L38 85H42V82L40 81V79H38ZM43 80V81H44ZM53 80V81H52ZM33 81H35V80H32L31 82V89H32V91H30L29 89H30V83H28L27 85H29L28 87L27 86H25V87H27V89L29 90V92L31 93V92H33V100H36V96H38V95H40V93L42 94V97L43 98H41L40 96V99L45 103V104H43V102L41 103V104H43L42 105V107L45 105V108L43 107V109H46L47 107H49L48 106V104L44 101V100H46V99H44V97L45 98H47V96H45L43 93L45 92V93H48L47 95L49 96V93H51V92H47V91H42L43 90V88L41 87V89L42 90H40V88H38V86H37V90H36V92H35V90H33V88L32 87H34V83H33ZM139 81V80H138ZM154 81H155V79H154ZM153 81V83H155ZM27 82V81H26ZM39 82H41V83H39ZM57 83V82H56ZM15 85L17 84L18 85V82L17 83H14ZM48 85L50 84V82L49 83H47ZM46 84V85H47ZM62 84L59 86V87H61L62 86ZM10 85V86H9ZM14 85V86H15ZM16 85V86H17ZM54 85V84H53ZM9 86V87H8ZM43 86V85H42ZM51 86H52V83H51ZM57 85L55 84V87H53L54 88V91H55V93H54V91H53V88H52V93H53V95H56L55 97L57 98V96L58 95H62V94H60V93H56V91H58L57 89L55 90V88H57L56 87ZM65 86V84H63V86H62V88L64 89V91L66 90V92H68L69 91V89L70 88H67V86H69L68 84H66V87H64ZM12 88V91H9V90H11V89H9V88ZM40 87V86H39ZM36 88V87H35ZM49 88V87H48ZM51 88V87H50ZM65 88H67L68 89V91H67V89H65ZM9 89V90H8ZM27 89L25 88L24 89V91L26 90L27 91ZM39 89V90H38ZM46 89V88H45ZM44 89V90H45ZM61 90V89H60ZM59 90V91H60ZM40 91V92H39ZM42 91V92H41ZM12 92H13V94H12ZM17 92L18 93H20V95L22 96V97H18V95H17ZM60 92H62V91H60ZM160 92V91H159ZM28 93V92H27ZM51 93V94H52ZM65 94V93H64ZM63 94V95H64ZM53 95H50V97L49 98H47L48 100H47V102L49 103V102H51V103H53L54 105H56L57 103H59L62 99V97L63 96H61V98H60V96H59V98L61 99V100H59V98H57L58 99V101H55L53 98H55V97H53ZM27 97V98H26ZM165 97L166 96H163L162 95V99L164 98L165 99ZM19 98V99H18ZM31 97H29V101L31 102ZM163 99V100H164ZM9 100L10 99H8L7 100V104L5 103V105L7 106V108L9 107L10 108V110L8 111V109H6L5 108V110H6V112H7V114L11 111V105L13 104L12 103V100H11V102H10V106L8 105V102H9ZM38 100V99H37ZM41 100H39V102H41ZM15 101V102H14ZM23 102H24V100H23ZM25 102H26V105L25 104H23V103H21V107L24 109V110H27V111H29L28 110V108H31L30 106H31V104L33 105V103H30V106L28 105L29 104V102H28V104H27V100H25ZM36 102V101H35ZM61 102H63V101H61ZM12 103V104H11ZM18 103V104H17ZM66 103V102H65ZM40 104V103H39ZM60 104V103H59ZM3 105H4V103H3ZM2 106V107H6V106ZM14 106V105H12V113L13 112H17V111H19L20 112V110H16V111H14L15 109H13L14 107L15 108H17V106ZM36 105V104H35ZM38 105V104H37ZM50 105V104H49ZM54 105H52V107L50 106V108H52V113H54L55 111H57V109H56V107L54 106ZM61 105H65V104H60V106L59 107H63V106H61ZM14 106V107H13ZM47 106V107H46ZM55 107V110H54V107ZM57 106V105H56ZM21 107H19V109L21 108ZM58 107V106H57ZM22 108H21V110H22ZM33 108H40V106L39 107H33ZM50 108L48 109V110H50ZM65 108H67V106L65 105V107H64V109L62 110V109H60V108H58V110H59V112H61L60 110H62V112L65 110ZM4 109V108H3ZM18 109V108H17ZM4 110V111H5ZM31 110V109H30ZM0 111H1V109H0ZM3 111V110H2ZM1 111V115H0V117L2 116V118H4V117H9V119L11 118V119H13L14 120V122H15V119L18 117V116H14V117H10V115H7L6 116V114H5V116H3V112ZM35 111H36V109H35ZM41 110L40 109H38L36 112H32V110L30 111L31 112V114L33 115V117L34 118H31L30 119V117L32 116H29L28 117V112H25V113H27L26 115L25 114H23L22 116H24V120H28L27 122V125H24V128H29V129H25V132L26 131H30V129H31V131L30 132H33V133H31V134H33L34 136H35V140H37V141H40V140H43L42 138H44V140H47L48 141V138H49V136H50V138H49V141L50 140H52L51 139V134H48L49 136H47V134H46V136L47 137H45V135L44 134H42V133H44L43 131L44 130H47V129H45V128H48L49 129V131H48V133L49 132H54V134L55 133H57V132H59V133H57L59 136H67V133H66V130L65 131H63V128H62V131H61V128L60 127H58V124H57V126L54 124V126H56V128H54L52 125H50L51 124V122L52 121H50L51 119H53V118H55L56 116V114L55 115H53V116H55V117H53V118H51V116H49V115H51V113H50V111L48 112V113H46L47 112V109H46V112L44 111V110H42V111H44V113L42 114L41 112H40ZM39 112V113H38ZM61 112V113H62ZM11 113V112H10ZM11 113V116H13V114ZM22 113H24V111H22ZM21 113V114H22ZM36 114V115H35ZM39 114H41V116L42 115H44L43 117H41V120H44V118L46 119V114H48V117L49 118H51V119H49V118H47L46 120H44V121H41V120H38L37 122H33L35 119H40V115ZM59 114V113H58ZM14 115H15V113H14ZM16 115H18V114H16ZM20 115V114H19ZM30 115V114H29ZM63 114H61L60 115V117L62 116ZM39 116V117H38ZM58 116V115H57ZM63 117V116H62ZM27 118V119H26ZM43 118V119H42ZM8 119V120H9ZM11 119H10V121H11ZM22 119H23V117H22ZM21 119V117L19 118V121H21L22 120ZM57 119V118H56ZM64 119V118H63ZM2 119L0 118V121H1ZM12 120V121H13ZM32 120V121H31ZM58 120V119H57ZM60 120V119H59ZM3 121H5V122H7L6 121V119H4V120H2L1 121V123L3 122ZM10 121H8V122H10ZM36 121V120H35ZM46 121V122H45ZM48 121L50 122L49 123V125L47 126V124H48ZM54 121H56V120H54ZM53 121V122H54ZM5 122H3L2 124H3V126H6V125H4V124H6ZM16 122H18L17 120H16ZM26 122V121H25ZM24 122V123H25ZM30 122V123H29ZM57 122V121H56ZM56 122H54V123H56ZM10 123H12V122H10ZM9 123V124H10ZM33 123V124H32ZM34 123L35 124H40V125H37V128H38V126L40 127V128H38V130L36 129V125H35V127H34ZM43 123H45V125L43 124ZM8 123H7V125H9ZM18 124V126H19V123H17ZM17 124H16V126H17ZM22 124H23V122L21 121V124H20V126H19V128H21L22 127ZM61 123L59 122V125H60ZM62 124H63V122H62ZM66 124V123H65ZM1 125V124H0ZM11 125H9V127H10ZM15 126V125H14ZM51 126H52V129L53 130H50L51 129ZM62 126V125H61ZM7 127L8 126H6L5 128H6V130H7ZM37 130H35L34 128ZM0 128H1V126H0ZM4 128V127H3ZM3 128H1V130H0V132H5V131H3L4 129ZM11 128L12 129H14V137L16 136V133H17V131H19V132H21V129L19 130V129H16L15 130V128L14 127H12L11 126ZM23 128V127H22ZM35 130V132H34V130ZM10 128H8V130H9ZM44 129V130H43ZM55 129V130H54ZM56 129H57V131H56ZM58 129H59V131H58ZM33 130V131H32ZM43 130V131H42ZM10 131H11V129H10ZM39 131V132H38ZM23 132V131H22ZM25 132H23V133H25ZM61 132H63V133H65V134H63L62 135V133ZM7 133H8V131L6 132V135H7ZM23 133H19V134H23ZM47 133V132H46ZM61 133V134H60ZM1 134V133H0ZM19 134L17 135V136H19ZM28 134V133H27ZM40 134H42V135H44V136H41ZM53 134V135H54ZM1 135H5V134H1ZM0 135V136H1ZM5 135V136H6ZM10 135V134H9ZM11 135V136H12ZM26 135V134H25ZM25 135H23L22 137H24ZM28 135H30V134H28ZM37 135L39 136V137H41L40 138V140H39V137H37ZM52 135V136H53ZM13 136H12V138H13ZM16 136V137H17ZM27 136V135H26ZM31 136V135H30ZM29 136V137H30ZM34 136H31V138H29L28 139V144H26L27 143V140H24V142H25V144H26V146H28L29 145V143L30 142H32V143H30V145H32V147L34 148L35 146H34V144L36 143V141L33 139V137ZM22 137H21V140H23L22 139ZM9 138H11V137H7V141H8V139ZM11 138V139H12ZM54 138V137H53ZM57 137H55V139H56ZM0 139H4V138H2V136H1V138ZM16 139V138H15ZM25 139H27V137L25 138ZM5 140V141H6ZM17 140V139H16ZM19 140V139H18ZM34 142H33V141ZM2 141H4V140H2ZM8 142H10V140L8 141ZM12 143V145H14V142L17 144V143H19L20 141H14L13 142V140L11 141ZM22 142V141H21ZM6 143V142H5ZM7 144V143H6ZM5 144V145H6ZM21 144V143H20ZM4 145V144H3ZM3 145H0L1 147H0V154H2L3 152V150L1 151V149L3 148L2 146ZM9 145V144H8ZM18 145V144H17ZM17 145L15 146L14 145V147H17ZM22 145V144H21ZM8 147V146H7ZM19 147V146H18ZM17 147V148H18ZM29 147V146H28ZM31 147V148H32ZM37 147V146H36ZM38 147H39V145H38ZM13 148V147H12ZM30 148V147H29ZM9 151L11 150V146L9 145V148H7ZM13 150V149H12ZM11 150V151H12ZM9 151H7V152H9ZM5 152H6V147H5ZM6 152V153H7ZM22 153V152H21ZM29 153V152H28ZM27 152H25V155H27V159L26 160H28V161H25V162H28L29 164H30V169H32V171L35 169V171H36V174H34V172L35 171H33V172H31V170L30 169H28V173H29V179H28V174H27V172L25 173V171H26V167L28 166V163H26V164H24V163H20V165H21V167H20V165L19 164H15L14 162L15 161H18V159L17 160H15L14 162H11V164H10V162H8V163H4V162H2L3 160H5V159H3L2 161H0V162H2V166H4V165H6V166H4L5 167V171L7 170H9L10 171V167H12V164H14V165H16V166H14L13 168L16 170H21L23 173H18V174H14L13 173V176L14 175H19V177L18 176H16V177H12V178H10L9 176L11 175L12 176V174H8L7 172V174L8 175H2V174H4V170H2L3 171V173H2V171H0V182L3 180L4 182L2 183V185H1V183H0V187L2 188L3 187V189L2 190H4L5 188H4V186H6L7 185V183H6V181H8V182H10L11 183V180L13 181V182H17V184H18V186L17 187H15L17 184H13V182L10 184V183H8V186H9V184H10V186L11 187H8V192H9V195H10V193H11V197L10 198H12L13 196H14V203H16L15 205H13V207L15 208V209H18L17 207L19 206V207H21V209L19 208L18 209V211L17 210H12L11 212H12V214H13V212H19V213H16V216H15V218H16V220H14V221H20V223L17 221V222H14V223H17V227H14V224H12V226L15 228V229H20V224L21 225H25L26 227L28 226L30 229L33 227H36V225H35V223L36 222H33L34 220L36 221V218L37 219H40V220H42L43 218H45L46 217V215L47 214H49V210H50V208H48V207H51V206H49V204L48 205H46L45 206V204H43L42 203V205H41V200L43 201V197L45 196V195H43L40 191H38L39 189H38V186H36L35 188H34V186L37 184H35L34 182L37 180H30L31 178H33V175L37 178V176H39L38 174H37V168L32 164V159H31V157H28V154ZM4 154V153H3ZM31 155V154H30ZM6 161V160H5ZM1 166V163H0V168L2 167ZM17 166H19L18 168H17ZM26 166V167H25ZM13 168H11V171H12V169ZM22 168V169H21ZM29 168V167H28ZM3 169V168H2ZM18 171V172H21V171ZM8 171V172H9ZM13 172H14V170H13ZM23 174V177L24 176H26V177H24V178H22V176H20V175H22ZM6 178H5V177ZM7 176H8V178H7ZM30 176H32V177H30ZM21 177V178H20ZM14 178H16V179H14ZM10 179V180H9ZM17 179H18V181H17ZM6 180V181H5ZM14 180H16V181H14ZM38 181V180H37ZM6 184V185H5ZM33 184V185H32ZM39 184V183H38ZM4 185V186H3ZM12 185H15V186H12ZM19 186H21V187H19ZM26 186V187H25ZM7 187V186H6ZM24 187H25V189H24ZM1 188H0V190H1ZM22 188V189H21ZM31 189H35L34 191H32L31 192ZM10 190H12L11 192H10ZM7 191V190H6ZM27 191V192H26ZM36 191H38V192H40L41 193V196L38 194V192L36 193ZM21 192H26V194H21ZM1 193V192H0ZM7 193V192H6ZM6 193H3V191H2V195H3V197H5L6 199H4V201L2 202L3 204V206L1 205V203H0V211H2L1 212V214H0V224L1 223H3L2 221H5L6 220V216L8 215H10L9 213H7V214H5L6 212H10L9 211V209L7 208H5L4 209V211L6 210V212H4L3 210H1V207L3 208V207H5V203L7 202V203H9L10 202V200H12V199H10L9 198V200H8V196H7V194ZM13 193V194H12ZM27 193H28V196L30 197H26L27 198V200H26V198H25V196L27 195ZM33 194V196H32V194ZM16 195H18L19 197H17ZM25 195V196H24ZM35 195L36 196H38V197H42V198H39L40 199V204L38 203V202H32V200L34 199L33 197H35ZM43 195V196H42ZM15 196H16V199H15ZM20 196L22 197V198H24L23 199V201H19L20 200ZM24 196V197H23ZM37 197V198H38ZM22 198H21V200H22ZM29 198V199H28ZM31 198H33L32 200H31ZM0 199H2V197H1V194H0ZM35 199H36V197H35ZM34 199V200H35ZM31 200V201H30ZM38 200V199H37ZM36 200V201H37ZM18 201H19V204H18ZM27 201V203L25 204V202ZM29 201H30V203H29ZM45 201L47 202V200H46V198H45ZM0 202H1V200H0ZM5 202V203H4ZM11 202H13V201H11ZM32 202V203H31ZM14 203H12V204H14ZM28 203H29V205L31 206V204L34 206H32V207H30L29 205H28ZM47 203H49V202H47ZM10 204V203H9ZM17 204H18V206H17ZM11 205V204H10ZM28 205V206H27ZM45 207H44V206ZM16 206V207H15ZM7 207V206H6ZM8 207H10V208H13L12 206H8ZM40 207H41V209H40ZM13 208V209H14ZM34 208H36V211H35V209ZM47 208V210H45ZM30 209V210H29ZM11 210V209H10ZM32 210V213L31 212H29V211H31ZM34 210V211H33ZM44 210H45V212L47 211L48 213H45L44 212ZM20 211H22V215L20 214ZM28 211V212H27ZM41 211H42V214H41ZM10 212V213H11ZM33 212H35L34 213V216H33ZM39 212V213H38ZM2 213H4L5 214V218L4 219H1V218H3L2 216H3V214ZM26 213V214H25ZM31 213V214H30ZM11 214V215H12ZM18 214H20V216L18 215ZM24 214H25V216H26V218L24 217ZM28 214V215H27ZM40 214V215H39ZM11 215H10V218H12L11 217ZM13 215H15V214H13ZM17 215H18V218H17ZM35 215H37L38 217H35ZM42 215H43V218H42ZM21 216H22V218H21ZM33 217H34V219H33ZM19 218H21V220H23V218H25V220H26V222H24V223H22V221L21 220H19ZM28 220V221H27ZM8 221V220H7ZM5 222V224L7 223L8 224V222H10V223H12L13 222V218L10 220L9 219V221L8 222ZM27 222H29L31 225H28V223ZM18 223H19V225H18ZM7 224L5 225V227L7 226ZM2 225V224H1ZM1 225H0V227H1ZM9 226V225H8ZM7 226V227H8ZM11 225L9 226V228L10 227H12ZM19 226V227H18ZM5 227H4V229H5ZM12 227V229L14 230V228ZM24 228V226L21 228V230L23 231L24 229V231L23 232H21L23 235H24V238H21V239H24V244H22V242L23 241H21V239H20V242L18 241L16 244L18 245H16V244H14V245H16L15 246V248L17 247V248H19V245H20V243H21V249L24 247V246H26L27 247V245H28V243H29V245H30V247H29V245H28V249L29 250H33V249H31V247H32V245L34 246V247H32V248H34V253H32V255H30V256H32V257H30L31 258V260H33V261H28V255L30 254V252L31 251H28L26 254V257H27V260H26V258L25 259H23L24 257H25V255H23L24 257H21V255H20V257L23 259H21L20 257V259L19 260H17V259H14V254H10L11 253V251L10 252H3V254H1V256H0V258L2 259L1 260V264H7L8 263V261H9V263L8 264H24V263H26V264H37V263H35V260L36 259H34V258H36L37 256H38V254H37V250H36V248H37V246L39 245V240L40 239H38L39 237H37L36 236V238H35V234H33V233H36L38 230H39V228H37L36 227V229H38V230H36V229H34V232H33V230L31 231V232H29V231H27V229H28V227L27 228ZM11 229V228H10ZM29 229V230H30ZM3 230V229H2ZM13 230H9L8 229V231H9V233L11 232V234L13 233L14 234V232L15 231H17V230H15V231H13ZM21 230H19V231H17V232H20ZM0 231H1V229H0ZM8 231H7V228H6V232L8 233ZM26 231V232H25ZM36 231V232H35ZM15 233V234H18V233ZM38 233H39V231H38ZM38 233L36 234V235H38ZM20 234V233H19ZM33 234V235H32ZM30 237L31 236V239L29 238V240H28V236ZM32 236H34V238L35 239H33V241H32ZM38 236H40V235H38ZM23 237V236H22ZM41 237V236H40ZM30 241V242H29ZM38 241V242H37ZM3 244H2V243ZM0 244L1 245H3V246H5V245H8V242H3V240L2 241H0ZM32 244V245H31ZM26 247H25V249H26ZM11 250H13V253H15L14 251H15V249H14V246L12 245V248H11ZM17 250V249H16ZM23 251H24V248L22 249ZM19 251H21L20 250V248H19ZM18 252V251H17ZM26 252V251H25ZM24 253V252H23ZM22 253V254H23ZM40 253V252H39ZM6 254V255H5ZM7 254H8V257H7V259L5 258H3V257H5V256H7ZM16 254H19V253H16ZM2 255H4V256H2ZM9 255H12V256H9ZM17 256H19V255H17ZM16 258V257H15ZM29 258V259H30ZM4 259V260H3ZM9 259H11L12 260V263L10 262V260ZM7 260V261H6ZM21 261V262H20ZM24 261V262H23ZM4 262V263H3ZM18 262H20V263H18Z\"/></svg>",
	"mask_w": 264,
	"mask_h": 264
}]
</instances>
